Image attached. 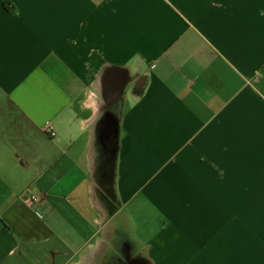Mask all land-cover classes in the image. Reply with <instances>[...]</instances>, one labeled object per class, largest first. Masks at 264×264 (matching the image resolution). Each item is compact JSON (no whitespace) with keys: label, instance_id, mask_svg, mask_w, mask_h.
I'll list each match as a JSON object with an SVG mask.
<instances>
[{"label":"crops","instance_id":"0c3cea01","mask_svg":"<svg viewBox=\"0 0 264 264\" xmlns=\"http://www.w3.org/2000/svg\"><path fill=\"white\" fill-rule=\"evenodd\" d=\"M120 213L155 264H264V0H0V264Z\"/></svg>","mask_w":264,"mask_h":264},{"label":"water","instance_id":"95a60500","mask_svg":"<svg viewBox=\"0 0 264 264\" xmlns=\"http://www.w3.org/2000/svg\"><path fill=\"white\" fill-rule=\"evenodd\" d=\"M102 236L85 256V264H155L123 213L109 223Z\"/></svg>","mask_w":264,"mask_h":264}]
</instances>
